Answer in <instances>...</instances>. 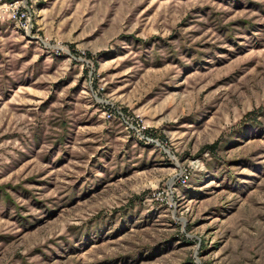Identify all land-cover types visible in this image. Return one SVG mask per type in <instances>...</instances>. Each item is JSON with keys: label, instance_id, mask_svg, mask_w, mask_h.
<instances>
[{"label": "rangeland", "instance_id": "rangeland-1", "mask_svg": "<svg viewBox=\"0 0 264 264\" xmlns=\"http://www.w3.org/2000/svg\"><path fill=\"white\" fill-rule=\"evenodd\" d=\"M22 1L0 264H264V0Z\"/></svg>", "mask_w": 264, "mask_h": 264}, {"label": "built area", "instance_id": "built-area-1", "mask_svg": "<svg viewBox=\"0 0 264 264\" xmlns=\"http://www.w3.org/2000/svg\"><path fill=\"white\" fill-rule=\"evenodd\" d=\"M5 19L13 21L16 26L26 34L32 32V30L34 29L31 15L27 8L23 6L22 0H0V20ZM105 112H107V118H116L119 121L123 119L124 116V113L122 111L114 108L109 110V112ZM124 127L128 131H136V127L128 121L126 122V125H124ZM137 131L141 135L140 137L142 141H153L149 138V136L141 133L142 131L140 129H137Z\"/></svg>", "mask_w": 264, "mask_h": 264}]
</instances>
